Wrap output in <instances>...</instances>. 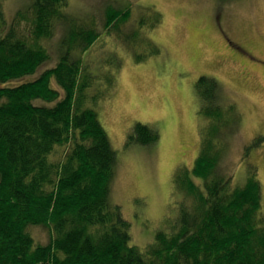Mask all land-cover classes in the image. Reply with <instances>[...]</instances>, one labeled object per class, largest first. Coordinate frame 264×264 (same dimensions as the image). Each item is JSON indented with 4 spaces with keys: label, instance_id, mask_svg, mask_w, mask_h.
<instances>
[{
    "label": "trees",
    "instance_id": "16d2710c",
    "mask_svg": "<svg viewBox=\"0 0 264 264\" xmlns=\"http://www.w3.org/2000/svg\"><path fill=\"white\" fill-rule=\"evenodd\" d=\"M67 3L31 0L0 35V264H264L257 169L247 163L245 183L234 185L222 166L226 131L239 115L233 104L222 103L208 75L198 77L195 90L198 112L209 123L200 127L190 170L178 168L172 181L184 194L182 204L150 243H130V223L110 200L116 152L92 106L110 94L115 74L90 71L76 54L101 28H119L128 13L109 8L100 27L93 17L70 15ZM27 12L30 43L15 27ZM0 18L4 22L1 5ZM58 26L64 33L55 63L14 83L51 59L41 41ZM101 77L103 87L90 90ZM157 138L151 126L135 122L127 142ZM261 139L255 137L246 152ZM31 226L47 227L48 242H36Z\"/></svg>",
    "mask_w": 264,
    "mask_h": 264
},
{
    "label": "rangeland",
    "instance_id": "374dc122",
    "mask_svg": "<svg viewBox=\"0 0 264 264\" xmlns=\"http://www.w3.org/2000/svg\"><path fill=\"white\" fill-rule=\"evenodd\" d=\"M30 3L1 0L0 35L13 23L15 13ZM109 8L127 12L128 18L109 32L101 28L97 39L76 54L90 71L115 74L110 94L92 106L116 152L110 200L130 223V243L146 246L182 204L183 192L172 185L174 173L183 167L190 170L199 149L200 127L209 123L198 112L195 82L200 75L217 81L220 100L233 104V113L239 115L232 128L225 130L222 166L232 174L234 185L245 183L247 163L256 167L264 222V0L67 3L70 15L94 18L100 27ZM15 27L26 42H32L31 12ZM63 33L58 26L51 38L41 41L51 59L35 74L14 83L32 79L55 63ZM103 81L101 77L90 90L100 84L102 88ZM135 122L151 126L158 138L148 144L127 142ZM255 137L262 139L246 152ZM194 181L200 183V179ZM29 231L38 243L50 239L45 226H31Z\"/></svg>",
    "mask_w": 264,
    "mask_h": 264
},
{
    "label": "flooded vegetation",
    "instance_id": "af4514ba",
    "mask_svg": "<svg viewBox=\"0 0 264 264\" xmlns=\"http://www.w3.org/2000/svg\"><path fill=\"white\" fill-rule=\"evenodd\" d=\"M261 65H262V67H263V69H264V60L262 59V61H261Z\"/></svg>",
    "mask_w": 264,
    "mask_h": 264
}]
</instances>
